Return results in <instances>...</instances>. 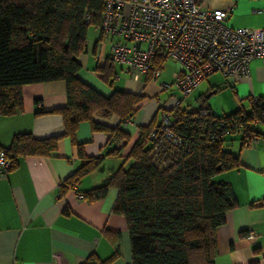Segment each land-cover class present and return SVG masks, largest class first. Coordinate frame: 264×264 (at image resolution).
<instances>
[{"label":"crops","instance_id":"crops-1","mask_svg":"<svg viewBox=\"0 0 264 264\" xmlns=\"http://www.w3.org/2000/svg\"><path fill=\"white\" fill-rule=\"evenodd\" d=\"M199 2L210 10L231 8L226 19L231 27H264V0ZM115 40L102 35L96 26H90L85 49L76 57L81 66L78 77L104 96L117 89L142 97L129 121L119 123L114 114L92 117L98 123L118 125L128 138L108 142L107 135L92 131L88 122L79 123L75 141L83 144L87 157L100 159V164L85 175L75 189L68 188L62 193L60 183L82 163L69 138L61 137L50 156L18 157L14 167L0 178V264H82L90 256L104 260L114 253L116 256L109 264H130L125 219L112 211L116 189L109 188L104 198L93 201L79 199L77 193L100 186L119 167L128 168L133 160L127 155L141 127L158 124L161 112L173 111L175 101H179L180 110L195 111L203 106L213 115L224 116L240 107L247 110L250 99L264 96V58H254L249 62L246 76L225 78L219 72L206 76L185 96L192 99L187 108H182L177 98L163 105L156 100V109L148 108L144 91L152 82L146 76L136 80L120 78L115 70L116 62L111 58L110 47ZM105 72L109 74L107 81L102 79ZM115 80L123 83L114 86ZM165 81L162 79L159 85ZM174 92L180 93L170 90L168 96L174 97ZM21 94L22 109L10 116L0 115L1 147H7L18 133L46 138L62 132V118L54 110L66 104L63 81L25 84ZM258 130L264 134V124H259ZM224 143L238 156L240 166L217 174L215 180L230 184L237 205L226 213L224 224L216 230L214 264H249L252 261L264 264V206H251L264 199V138L251 145H242L240 134L234 133L226 135ZM245 233L253 238L249 239Z\"/></svg>","mask_w":264,"mask_h":264},{"label":"trees","instance_id":"trees-1","mask_svg":"<svg viewBox=\"0 0 264 264\" xmlns=\"http://www.w3.org/2000/svg\"><path fill=\"white\" fill-rule=\"evenodd\" d=\"M104 3L0 0V115L22 109L21 87L25 84L61 80L66 97L65 106L54 110L62 118L61 133L46 138L18 133L0 150L10 160V170L18 157L50 156L61 137L69 138L82 163L60 183V193L76 187L100 164V159L87 157L83 144L75 141L79 123L88 122L92 131L107 135L108 142L127 139L118 125L98 123L92 117L114 114L119 123L129 121L142 100L140 95L117 89L104 96L78 77L81 66L76 57L85 49L88 28L98 25ZM108 75L103 73L102 79L107 81ZM175 113L174 129L187 145L176 159L164 167L151 161V123L141 127L127 155L133 163L119 167L100 186L82 193L84 199L93 201L104 198L109 188L116 189L112 211L125 219L130 264H214L216 230L237 205L230 184L215 180L217 174L240 166L238 156L227 149L225 136L239 133L242 145L251 134L264 138L258 130L264 124V96L250 99L247 110L240 107L224 116L213 115L203 106ZM251 206H264V199ZM115 256L104 260L90 256L82 264H109Z\"/></svg>","mask_w":264,"mask_h":264},{"label":"built area","instance_id":"built-area-1","mask_svg":"<svg viewBox=\"0 0 264 264\" xmlns=\"http://www.w3.org/2000/svg\"><path fill=\"white\" fill-rule=\"evenodd\" d=\"M231 11L206 9L199 0H105L96 27L102 35L116 38L111 58L134 80L146 76L154 82L163 63L174 62L177 70L171 73L170 83L162 82L160 87H173L185 97L213 72L225 78L246 76L249 62L264 58V27H231L226 23ZM172 108L161 112L160 122L148 134L149 157L158 167L166 166L187 147L174 129L178 100ZM257 141L251 134L245 145ZM10 166L0 150V178ZM77 198L82 199V194L77 193Z\"/></svg>","mask_w":264,"mask_h":264},{"label":"rangeland","instance_id":"rangeland-1","mask_svg":"<svg viewBox=\"0 0 264 264\" xmlns=\"http://www.w3.org/2000/svg\"><path fill=\"white\" fill-rule=\"evenodd\" d=\"M119 63H115V70L117 71V74L120 76V78H125L128 79L130 76H125V74L123 73L124 69H121V65ZM177 70V65L175 63H173L172 61L168 60L165 62L163 70L160 74V77L158 80H156L155 82L149 83L147 84L145 91H144V95L147 96L146 97V104L148 108H153L156 109L157 104H156V100L159 101V104H170L172 103V101H174V98H177L179 100H181V107H186L188 101H191V97H182V94L178 93V92H174L173 95L174 97H170L168 96V93L170 92V90H175L173 87L167 88L166 90H162L159 82H161L162 79H165V83H170L171 81V73L173 71ZM125 72V71H124ZM131 78V77H130ZM132 79V78H131ZM133 80V79H132ZM122 80L117 81L115 80L114 82V86H121ZM145 104V105H146ZM187 108V107H186Z\"/></svg>","mask_w":264,"mask_h":264}]
</instances>
